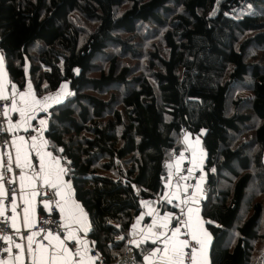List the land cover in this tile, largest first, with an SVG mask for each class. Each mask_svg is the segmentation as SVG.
I'll use <instances>...</instances> for the list:
<instances>
[{"label": "trees", "instance_id": "1", "mask_svg": "<svg viewBox=\"0 0 264 264\" xmlns=\"http://www.w3.org/2000/svg\"><path fill=\"white\" fill-rule=\"evenodd\" d=\"M0 45L19 88L70 83L45 135L104 264H145L146 202L178 224L164 194L184 131L206 150L210 264H264V0H0Z\"/></svg>", "mask_w": 264, "mask_h": 264}, {"label": "crops", "instance_id": "2", "mask_svg": "<svg viewBox=\"0 0 264 264\" xmlns=\"http://www.w3.org/2000/svg\"><path fill=\"white\" fill-rule=\"evenodd\" d=\"M0 57L3 58L2 64H0V97L7 95L11 100L14 98L17 108L16 111H13L11 102V105L7 109L12 115L8 127L10 125H17L12 131H8L11 146L10 154L13 159L12 163L16 165V148L20 147V161L21 164L24 165L22 168L19 167L21 170L18 179L19 193L14 197L10 207H7L4 203V199L7 195V187L4 181L0 180V184L3 185L2 190H0V217L9 220L15 230L31 228L32 223L37 220L38 214L43 208L39 198V191L45 185L43 178L44 173L40 171L41 165H43L49 178V184L52 186L55 184L58 190L60 197L57 201L59 217L66 233L65 235L52 234L51 237L47 236L46 244H38L36 242V235H33V232H31L29 236H32V248L36 250L35 258L38 260L41 255L47 257L50 253L55 252L63 256V259L59 260L58 264H93V262L96 264L98 259H96L97 257L93 254L94 243L89 237L91 228L90 219L81 203L76 199L72 181L67 178L61 157L54 155L50 149L49 140L45 132L41 140L34 141L31 136L35 124H41V120L46 122L45 124H41L46 129L50 108L55 105L53 102L49 101L53 99L46 100L44 95H37L33 86L30 84L31 92L35 98L47 104V107L41 110V106L32 104V96L27 95L29 92V84L24 89L15 85L14 91L12 88L14 84L8 76L4 55L0 54ZM21 92L26 94V102L20 100L19 93ZM19 109H24V113L21 114ZM19 127L24 130V134L16 133ZM21 137L23 141H21ZM183 140L185 144L184 150L186 147L192 146L196 149V154L189 159L184 155V150H181L180 155L174 157L168 163L167 189L164 194L165 200L171 201V203L177 205L181 209L179 223L174 225L173 214L161 213L158 205L146 202L142 213L133 221L135 227L132 225L131 241L135 240L137 243L151 241L155 243L156 247L150 253L157 249H163L165 247L164 241H167V257H172L173 247H179V241L188 242L186 237L191 238L192 233L195 232L197 239L193 240V242H196L198 246L195 253V264H210L212 237L205 225V220L201 213V203L204 197L203 186L206 179V170L204 169L206 150L197 136L191 132L187 131ZM13 141H15V143H13ZM25 156L32 167H28L25 164ZM0 157H2V159H0V176L3 177L4 156L1 150ZM56 161H59V168L64 169L63 173L59 172ZM184 169H186L188 173H182ZM21 175L25 177L23 181V190H21ZM189 176L197 178L198 184L193 188L191 193L184 195L183 192H188L190 187L188 182ZM29 177H31V179H28ZM175 177L178 178V182L175 181ZM76 205H79V208H77ZM14 206L15 211H13ZM25 208L29 210L27 222L24 219ZM188 209H192L191 213H189ZM166 216L169 217L167 221L164 220ZM164 223H167L168 226L163 227L162 225ZM178 227L180 228V232L173 237L172 233ZM69 233H71V238H69ZM161 233L165 235L162 236ZM57 236L59 237V241L55 239ZM60 241L63 243L61 244ZM200 241L203 242L202 250L200 249ZM20 245H22L23 251L17 248L12 250L9 257L6 259L7 264H26L27 260L32 261L33 258L28 254V238L26 239V245H23V243ZM40 245H43L42 249L39 247ZM63 249H67V251L64 252ZM186 249L187 248L183 249L185 255L177 256L175 261L171 262V264H179L181 260L186 264ZM17 254L20 255V260L15 259ZM149 254L146 255V257H148ZM166 260L167 258L164 256L163 252H161L155 256H151L149 260H145V264H165Z\"/></svg>", "mask_w": 264, "mask_h": 264}, {"label": "built area", "instance_id": "3", "mask_svg": "<svg viewBox=\"0 0 264 264\" xmlns=\"http://www.w3.org/2000/svg\"><path fill=\"white\" fill-rule=\"evenodd\" d=\"M0 54H4V50L0 45ZM11 98L9 100H5L3 97H0V128H8V125L12 119V115L8 112V107L11 105ZM5 110H7V115H4ZM46 129L41 124H35L34 129L31 132V136L35 138V140H41L43 138V134ZM187 131H184L183 137L185 136ZM17 134H24V130L22 128H17ZM0 150L4 156V164H3V173H4V183L7 187V195L4 199V203L7 207H10L14 197L19 193V176L21 174V170L14 163H12L11 170H8L5 165L8 161V157L5 156V153H9L11 151L10 146V136L8 132L0 131ZM194 147L189 146L184 150V155L187 158H191L194 155ZM179 154L181 152H178ZM182 173H188L186 169L182 171ZM15 180V184H9L8 181ZM175 181L178 182V178L175 177ZM188 182L190 184L188 192H183L184 195L191 193L193 188L198 184L197 178L189 176ZM39 198L42 203V210L38 214L37 220L32 223L30 229L23 228L22 230L13 229L9 220L0 217V261H6L9 257L12 250H15L16 244L26 245V239L30 235L31 232L37 233L36 242L38 244H46L47 239L45 237L48 236V233L51 234H61L65 235V228L62 225L59 217V211L57 206V201L59 200V194L56 187H53L51 184H45L42 189L39 191ZM47 205V207H45ZM8 236V240L4 239V237ZM5 249H10L7 253H5ZM193 249H197L196 245L193 242H190L189 247H187L186 264H190L189 256L192 253ZM94 256L98 257V261L96 264H104L103 258L93 250ZM125 262L126 264H135L134 262V252L132 249H128V251L114 264H121ZM26 264H31L30 260H27ZM124 264V263H122Z\"/></svg>", "mask_w": 264, "mask_h": 264}, {"label": "snow or ice", "instance_id": "4", "mask_svg": "<svg viewBox=\"0 0 264 264\" xmlns=\"http://www.w3.org/2000/svg\"><path fill=\"white\" fill-rule=\"evenodd\" d=\"M2 60H3V58L0 57V64H2ZM15 87H16L15 85H12V88H13L14 91H15ZM28 87H29V92L27 93V95L28 96H32V104L36 105V106H41V110H44L47 107V104L45 102L41 101V100H37L35 98V96L31 92V85L30 84H29ZM66 87H67L66 85L62 86V88H66ZM25 95L26 94L23 93V92L19 93L21 101L26 102ZM3 98L5 100H9L10 99V97L7 96V95L3 96ZM45 99L46 100L47 99H54V100H57V102H58V96L57 97H48V98H45ZM12 110L13 111L17 110L14 98H12ZM19 111L21 112V114L24 113V109H19ZM4 115H7V110H5ZM40 123L41 124H45L46 122L44 120H41ZM15 127H17V125H10L8 128H0V131H4V132L12 131ZM20 139H21V141H23L22 137ZM33 139L35 141V138H33ZM13 143H15V141H13ZM20 151H21L20 147H17L16 148L15 163H16L17 167L22 168L24 165H22L21 161H20ZM4 155L8 157V161H7L6 165H5V167L8 170H11L12 162H13L12 156L9 153H5ZM46 155H50V154H46ZM0 159H2V157H0ZM41 159H43V158H41ZM25 164L28 167H32V165L28 163L26 156H25ZM56 165H57V168H58L59 172L63 173L64 169L63 168H59V161H56ZM40 171L44 173V177L43 178H44L45 184L49 183V178L47 176V173H46L45 169L43 168V165H41ZM3 179H4V177L0 176V180H3ZM24 179H25V177L23 175H21V177H20L21 190H23V181H24ZM28 179H31V177H29ZM8 183L9 184H15V180H10V181H8ZM53 187H56V185L54 184ZM2 188H3V185L0 184V190H2ZM169 202H171V201H169ZM45 207H47V205H45ZM76 207L79 208V205H76ZM13 211H15V206L13 207ZM28 211H29L28 208L24 209V214H25L24 215V219H25L26 222H27V218H28ZM188 211H189V213H191L192 209H188ZM168 219H169V217H167V216L164 217L165 221H167ZM177 223H179V219H177ZM162 226L163 227H167L168 225H167V223H164ZM133 227H135V225H133ZM17 231H19V229H17ZM179 232H180V228L178 227L172 233V236L175 237ZM33 235H37V233H33ZM161 235L164 236L165 234L161 233ZM51 236H52V234L49 232L48 233V237H51ZM48 237H45V238L47 239ZM69 238H71V233H69ZM191 238H192V240H196L197 239L195 232L192 233ZM4 239H9V238L8 237H4ZM55 239H57L59 241V237L58 236L55 237ZM121 239H123V237H121ZM32 242H33L32 236H29L28 237V254H29L30 257L33 258L32 261H31V264H58V261L63 259V256L61 254H57V253L53 252V253H50L47 257H45L44 255H41L40 258L37 260L35 258L36 257V250H33ZM60 243L62 244L63 242L60 241ZM131 243L137 244V246H139V244L135 240H132ZM164 243H165V247L163 249L155 250L154 252L150 253L148 257H145L144 259L145 260H149L151 256H155V255L163 252L164 256L167 258L165 264H171V262L175 261V258L177 256H184L185 253H184L183 249L189 247V244H188L187 241H179L178 242L179 247H176V246L173 247V255H172V257H167V253H168L167 241H164ZM199 243H200V249L202 250L203 249V242L200 241ZM39 247L42 249L43 245H40ZM16 248L17 249H21L23 251L22 245H20V244H16ZM4 251H5V253H7L8 251H10V249H5ZM63 251L66 252L67 249H63ZM195 253H196V249H193L192 253L189 256L190 264H195V260H196ZM15 259L16 260H20L21 259L20 255L17 254L15 256ZM96 259H99V258L97 257ZM0 264H7V261H0ZM93 264H94V262H93ZM179 264H184V261L183 260L179 261Z\"/></svg>", "mask_w": 264, "mask_h": 264}, {"label": "rangeland", "instance_id": "5", "mask_svg": "<svg viewBox=\"0 0 264 264\" xmlns=\"http://www.w3.org/2000/svg\"><path fill=\"white\" fill-rule=\"evenodd\" d=\"M64 85H66L67 87L66 88H62V86H64ZM62 86L57 90V91H54V92H50V93H48V94H45L44 96L46 97V98H48L49 96L50 97H57L58 96V102H57V100H50L49 102H53L55 105L56 104H59V103H62V102H64V101H66L68 98H69V96L72 94V90H71V88H70V83L69 82H64L63 84H62ZM205 133V131H202V134H204ZM197 136V135H196ZM197 138L199 139V141H201V143H202V138L200 137V136H197ZM202 145H203V143H202ZM189 147V146H188ZM195 149V148H194ZM195 152H194V155L196 154V149L194 150ZM180 152V151H179ZM178 155H180L178 152H176V153H174V155H173V157H172V159L174 158V157H176V156H178ZM193 155V156H194ZM192 156V157H193ZM171 159V160H172ZM186 239L188 240V243L190 244V242H193V240H191V238L190 237H186ZM194 243V245H196V247H198L197 246V244H196V242H193ZM187 250V249H186ZM197 250V249H196Z\"/></svg>", "mask_w": 264, "mask_h": 264}, {"label": "bare ground", "instance_id": "6", "mask_svg": "<svg viewBox=\"0 0 264 264\" xmlns=\"http://www.w3.org/2000/svg\"><path fill=\"white\" fill-rule=\"evenodd\" d=\"M122 263L126 264L125 262H122ZM122 263H121V264H122Z\"/></svg>", "mask_w": 264, "mask_h": 264}]
</instances>
